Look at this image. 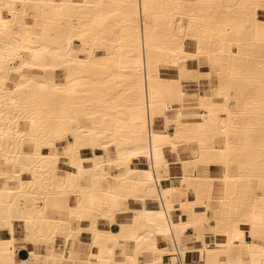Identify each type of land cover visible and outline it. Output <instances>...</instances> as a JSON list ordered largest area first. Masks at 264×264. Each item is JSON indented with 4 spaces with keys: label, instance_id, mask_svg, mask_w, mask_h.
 <instances>
[{
    "label": "bare ground",
    "instance_id": "obj_1",
    "mask_svg": "<svg viewBox=\"0 0 264 264\" xmlns=\"http://www.w3.org/2000/svg\"><path fill=\"white\" fill-rule=\"evenodd\" d=\"M261 40L264 0H0V264H264Z\"/></svg>",
    "mask_w": 264,
    "mask_h": 264
},
{
    "label": "crops",
    "instance_id": "obj_2",
    "mask_svg": "<svg viewBox=\"0 0 264 264\" xmlns=\"http://www.w3.org/2000/svg\"><path fill=\"white\" fill-rule=\"evenodd\" d=\"M201 69V73L206 74L205 72L209 71L210 69V65L208 63H201L199 66V70ZM165 75H167L172 82L174 83L175 87L180 83V80L178 79V76L176 74V70L175 68L173 69L172 67L168 68L165 72ZM217 78L215 76L212 77V79H209L206 76H202L201 78H199V86L200 89L205 92V93H209L211 85L214 83H217ZM178 83V84H177ZM191 90V88H185L186 92H189ZM232 98V99H231ZM217 101H221V98H215ZM230 107L231 108H235L236 110H239L242 107L241 104V100L238 98V94L235 92H231L230 93ZM233 102V103H232ZM223 141V138L220 137L218 139V143L221 144ZM185 154V151H184ZM217 163H208V164H204L202 166V173L208 176H219L223 173V167ZM204 167V168H203ZM196 171V169H195ZM207 173V174H206ZM190 196H192V194H190ZM224 209V208H223Z\"/></svg>",
    "mask_w": 264,
    "mask_h": 264
},
{
    "label": "rangeland",
    "instance_id": "obj_3",
    "mask_svg": "<svg viewBox=\"0 0 264 264\" xmlns=\"http://www.w3.org/2000/svg\"><path fill=\"white\" fill-rule=\"evenodd\" d=\"M261 16L263 17V14H262ZM262 42H264V41L261 40V42H259L260 45H261V46H259V48H260L261 50L256 54V57H257V56L259 57V56H263V55H264V44H263ZM262 46H263V47H262ZM257 65H258V66L260 65L259 68H264V65L261 64V63H258ZM262 75H263V74H262ZM239 77H242V76L240 75ZM262 79H263V80H262ZM246 80H247V79H245V80L243 81V83H246L245 85L248 86L249 89H243L242 87L239 88V85H238L237 82L233 83V85H234L235 87H238V88H236V91H233V92L237 93V94H238V97H240L241 99L252 97V95L255 94L254 91H255L256 87L264 83V75H263V76H260L258 79H255L254 81H248V80L246 81ZM241 85H242V84H241ZM246 86H245V87H246ZM235 87H234V88H235ZM245 87H244V88H245ZM253 93H254V94H253ZM257 125H258V126H256V127H258L257 129H259L260 131L264 130V122H261L260 124H257ZM249 138H251V139H250L251 141H256V140H258L257 137L254 136V135H253V136H250ZM251 170H252V169H251Z\"/></svg>",
    "mask_w": 264,
    "mask_h": 264
}]
</instances>
